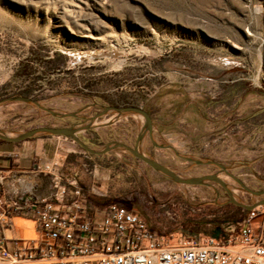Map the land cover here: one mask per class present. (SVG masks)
<instances>
[{
	"label": "rangeland",
	"instance_id": "rangeland-1",
	"mask_svg": "<svg viewBox=\"0 0 264 264\" xmlns=\"http://www.w3.org/2000/svg\"><path fill=\"white\" fill-rule=\"evenodd\" d=\"M13 96L59 113L86 107L85 118L95 116L92 103L142 108L157 144L231 167L245 186L262 189L264 0H0V101ZM114 117L108 113L94 124ZM72 123L27 104L0 105V130L11 136ZM142 123L122 117L80 136L93 149L110 141L133 146ZM25 141L48 142V160L28 173L29 182H42L32 186L35 194L48 198L69 181L88 214L116 203L140 213L159 234L212 236L207 224L216 223L227 229L220 239L245 216L217 219L235 211L216 207L225 195L176 185L127 153L92 156L58 136ZM141 149L182 177L217 174L238 201H255L214 166L185 162L146 139Z\"/></svg>",
	"mask_w": 264,
	"mask_h": 264
},
{
	"label": "built area",
	"instance_id": "built-area-1",
	"mask_svg": "<svg viewBox=\"0 0 264 264\" xmlns=\"http://www.w3.org/2000/svg\"><path fill=\"white\" fill-rule=\"evenodd\" d=\"M34 166L28 173L39 172L41 161ZM6 170L0 167V264H264V205L247 211L226 239L164 235L116 203L88 214L69 181L48 198L29 187L23 198L6 199ZM43 170L51 174L52 167Z\"/></svg>",
	"mask_w": 264,
	"mask_h": 264
},
{
	"label": "water",
	"instance_id": "water-1",
	"mask_svg": "<svg viewBox=\"0 0 264 264\" xmlns=\"http://www.w3.org/2000/svg\"><path fill=\"white\" fill-rule=\"evenodd\" d=\"M12 102H18V103L30 105L54 119L64 120L71 118H80L83 121H85L86 124L72 125L68 127L41 126V127L33 128L31 130L17 133L15 136L8 135L6 132L0 130V141L8 142V143H20L36 136L65 137L75 142L84 152L92 156H104L111 152L127 153L131 155L133 158L145 163L155 173L161 175L162 177H164L165 179L169 180L170 182L176 185L210 186V183H215L220 187H222L228 194L229 196L228 203L234 204L236 206H240L246 211H249L256 206L264 205V188L250 189L249 187L245 186L238 178L234 177L229 172L231 170V167L225 166L213 160H201V159H196V158H191L189 156L181 155L169 144H157L153 139L152 119L150 115L142 108H138L134 106L119 107V106L91 105V107H98L101 110V112H99L93 117L85 118L80 116L79 114L82 113V111L85 110L86 107L75 112L59 113L44 107L36 100L24 96H13L6 98L0 101V105L3 103H12ZM108 113H112L115 115L113 120L100 125L94 124L95 121H97L102 116L107 115ZM127 116H138L143 120V123L137 133L134 145L132 147L120 141H110L105 143L104 146H102L99 149H93L89 147L87 144H85L79 137V135L83 132L96 128L108 127L118 119ZM146 137H148L151 143L156 147L172 151L177 158L185 162H190L195 165H201V166L216 167L220 173H223L224 175L230 177L238 185V189L241 192L248 194L253 199H255V201H252L250 205H245L240 201H238L234 196V194L231 192L228 185L223 180H221L217 174H210L199 177H182L178 175L175 171L159 163L151 155H147L142 151L141 143L144 139H146ZM212 237L219 238L217 234H213Z\"/></svg>",
	"mask_w": 264,
	"mask_h": 264
},
{
	"label": "crops",
	"instance_id": "crops-1",
	"mask_svg": "<svg viewBox=\"0 0 264 264\" xmlns=\"http://www.w3.org/2000/svg\"><path fill=\"white\" fill-rule=\"evenodd\" d=\"M46 141L30 142L23 141L13 144L8 142H0V167L7 169L5 171V180L2 190L6 199H20L25 196L24 192L31 186L36 189L40 188V183H31L28 175L37 160L46 162ZM18 161V169L12 164V160ZM43 197V195H41ZM69 199V198H68ZM17 226L21 227L20 220H15Z\"/></svg>",
	"mask_w": 264,
	"mask_h": 264
},
{
	"label": "flooded vegetation",
	"instance_id": "flooded-vegetation-1",
	"mask_svg": "<svg viewBox=\"0 0 264 264\" xmlns=\"http://www.w3.org/2000/svg\"><path fill=\"white\" fill-rule=\"evenodd\" d=\"M91 105H100V106H103V105H101V104H98V103H92ZM94 109H95V111H96V113H95V115L96 114H98L99 112H101V110L98 108V107H94ZM84 112V110L82 111V113ZM82 113H80V114H82ZM79 114V115H80ZM83 117V116H82ZM52 118V117H51ZM71 119H73V120H75V122L76 123H72V124H69V125H66V126H61V127H68V126H72V125H84V124H86V122L85 121H83L82 119H80V118H71ZM95 129H92V130H88V131H86V132H91V131H94ZM79 137H80V139L82 140V141H84L85 139L82 137V136H80L79 135ZM146 141L149 143V147H152L153 146V144L151 143V141L149 140V138L148 137H146ZM132 147V146H131ZM157 161V160H156ZM160 163V162H159ZM200 187H202V188H204L205 190H207V191H209V192H211V193H213L214 195H215V197H218V198H221V196L222 195H225V197H226V202L224 203V204H219V206H216L217 208H225V207H228V206H234L235 207V211H233V212H230V213H224V214H222V216H220V215H215L216 217H217V219H221V220H223V218H225V217H227V218H229V217H231V216H234V215H236V214H238L239 213V215L241 216V215H245L246 214V210L245 209H243L242 207H240V206H236V205H234V204H231V203H228V201H229V196H228V194L226 193V191L222 188V187H220L219 185H217V184H215V183H210V186H200ZM246 194V193H245ZM248 195V194H247ZM215 216H213V217H215ZM242 217V216H241ZM207 226H210L211 228L209 229V232L213 235V234H217L219 237H221V238H224V237H226V233H227V229H226V227H224L223 225H221V224H216V223H214V224H207ZM228 226V225H227Z\"/></svg>",
	"mask_w": 264,
	"mask_h": 264
},
{
	"label": "trees",
	"instance_id": "trees-1",
	"mask_svg": "<svg viewBox=\"0 0 264 264\" xmlns=\"http://www.w3.org/2000/svg\"><path fill=\"white\" fill-rule=\"evenodd\" d=\"M0 142H3V141H0ZM123 207L127 208V209L130 210V211H134L132 208H128V207H126V206H123Z\"/></svg>",
	"mask_w": 264,
	"mask_h": 264
},
{
	"label": "bare ground",
	"instance_id": "bare-ground-1",
	"mask_svg": "<svg viewBox=\"0 0 264 264\" xmlns=\"http://www.w3.org/2000/svg\"><path fill=\"white\" fill-rule=\"evenodd\" d=\"M20 223H21V225H20V226L22 227V226L24 225V222L20 220Z\"/></svg>",
	"mask_w": 264,
	"mask_h": 264
}]
</instances>
